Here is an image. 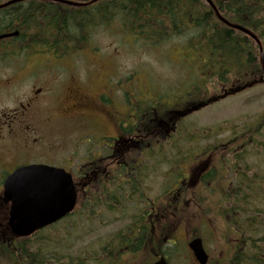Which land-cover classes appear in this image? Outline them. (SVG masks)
<instances>
[{
    "label": "trees",
    "instance_id": "obj_1",
    "mask_svg": "<svg viewBox=\"0 0 264 264\" xmlns=\"http://www.w3.org/2000/svg\"><path fill=\"white\" fill-rule=\"evenodd\" d=\"M6 1L0 0V4ZM66 1L87 3L91 0ZM210 1L215 10L204 0H98L85 6L28 0L0 9V34L18 32L17 37L0 42V51L24 59L39 54L60 59L86 48L97 31L111 29L149 48L177 43L172 48L177 51L186 74L192 73L194 78L186 100L176 104L137 102L135 107L139 115L149 116L153 106L161 119L172 121L176 130L169 136L167 145L178 153L184 137L191 138V142L198 141L197 128L193 132L189 130L193 125L186 123L185 118L193 107L212 102L213 98L206 95L208 82L214 81L220 87L231 85L230 92L234 94L264 78L254 41L225 26L218 16L251 31L264 49V0ZM262 129L264 114L231 140L209 145L197 155L206 158L208 167L206 175L196 177L197 185L211 190L209 186L213 187V181H217L220 196L214 207L227 220L225 231L227 234L236 231L244 241L241 243H246V247L240 244L241 252L238 256L233 254L228 264H264V174L252 171L247 162L248 148ZM181 190L186 192L185 187ZM42 231L27 239L10 234L5 238L0 236V256L8 264H83L73 257L67 261L56 256L44 257V247L29 246L33 237ZM163 236L171 238L164 226L160 229V244ZM160 253L167 255L162 248ZM118 254L116 260L103 255L101 264L106 261L122 264Z\"/></svg>",
    "mask_w": 264,
    "mask_h": 264
},
{
    "label": "rangeland",
    "instance_id": "obj_2",
    "mask_svg": "<svg viewBox=\"0 0 264 264\" xmlns=\"http://www.w3.org/2000/svg\"><path fill=\"white\" fill-rule=\"evenodd\" d=\"M173 44L177 43L171 42L157 48H149L111 29L97 31L86 48L72 56L60 59L39 54L28 56V61L25 62L22 56L15 57L13 60H9L12 57L6 59L5 55L0 56V113L13 107V99L16 98L17 102L23 93L40 88L43 92L50 91L56 79H64L63 82L69 89L77 87L76 81L80 80L93 98L101 90L104 82L109 89H116L114 96L117 100L127 98L128 103L131 104L137 102L181 103L190 93V83H193L194 78L192 73L186 74L177 51L172 48ZM58 69L61 72L69 71L70 73L64 77L56 72L59 71ZM15 73L16 79H19L13 85L8 79L13 80L11 77ZM23 73L25 76L20 75ZM182 82L187 84V87ZM230 86L220 87L216 82L210 81L206 85V95L221 97L230 89ZM116 104L119 111V102ZM112 105H114L113 100ZM132 106L128 104L127 115H132ZM52 107L55 108V105L53 104ZM263 114L264 82L192 112L186 119V123L193 125L189 128L191 131L195 130L194 127L197 128L195 134L198 141L190 142L189 137H184L181 141L182 149L191 147L192 164L187 171L191 174L200 173V170L206 171L205 160L197 156L195 158L199 159L194 161L195 158L193 159L192 156L196 152L199 155L204 146L209 145L208 142L215 140L219 141L216 144L227 142L242 130L252 127L257 118ZM33 117L36 121L35 129L39 131L30 133L29 142L32 148L22 154L20 147L16 144L13 153L7 149L6 152L2 150L3 155L0 153V160L2 158L6 160V165L0 163V179L3 172L10 171L8 164L13 162V156L14 161L20 156V163L50 164V161L58 160L61 162L71 154L75 136L79 130L83 129V125L69 126V122L64 119L44 122L45 117H53L51 113L35 112ZM33 140H36L35 144L32 143ZM248 152L250 154L247 162L251 165L252 171L264 174V129L253 137ZM162 155L163 160L170 157L167 152ZM179 155L182 158L185 153L182 155L181 151ZM172 161L176 160L172 159ZM165 171L166 167L160 169V173ZM194 181L195 178L192 182ZM163 182L166 180L160 178V192ZM214 190L215 192L209 197V195L206 196L208 190L201 191L196 184L190 182L193 197L185 203L183 214L172 217L170 221L174 228L176 245L175 243L166 245L167 250L163 249L164 252L169 253L167 257L171 264H194L186 248L188 241L194 236L203 240L210 257L209 264H228L229 259L235 254L236 233H229L227 239L223 240L226 234L224 229H228L227 224L218 217L216 209L211 212L214 208L213 203L219 196L217 187ZM199 199L205 200L202 207L207 211L202 218L197 209H186L192 204H198ZM7 213L8 206L3 205L0 193V233H5V236L9 232L8 229H4ZM99 224L98 220L89 218L81 211V208H78L68 219L33 237L29 246L44 247L42 251L43 255L45 254L44 257L56 256L61 261H67L73 257V260L79 259L85 264H101L98 258L103 260V255L99 254L104 250L97 248L91 250L90 243L110 240L117 233L119 224H113L111 221ZM84 258L87 260L84 261ZM143 259L147 257L139 256L133 261L130 260L128 264H138L137 262ZM0 264L8 263L4 257L0 256Z\"/></svg>",
    "mask_w": 264,
    "mask_h": 264
},
{
    "label": "flooded vegetation",
    "instance_id": "obj_3",
    "mask_svg": "<svg viewBox=\"0 0 264 264\" xmlns=\"http://www.w3.org/2000/svg\"><path fill=\"white\" fill-rule=\"evenodd\" d=\"M56 72L64 77L70 73ZM20 75L25 76V73ZM11 78L13 80L8 81L13 85L19 79H16V73ZM56 80L50 91L43 92L40 88L23 93L17 102L16 98L13 99V107L0 113V153L3 155L6 149L13 153L15 144L20 147L21 154L32 148L30 133L39 131L35 129V112L51 113L53 117H45L44 122L64 119L69 126L83 125L75 136L70 155L61 162L39 164L62 169L71 176L76 196L72 214L81 208L89 218L98 220L99 225L108 221L119 224L117 233L110 240L91 242V250L108 249L103 255L105 258L110 255L113 260L119 253L122 264L142 255L147 259L138 261V264L154 263L161 256L160 248H167L171 242L170 238L163 236L160 244L161 227L164 226L172 237L175 234L170 224L172 217L181 216L185 203L193 197L190 180L196 174L187 171L191 166L189 159L181 161L182 164L163 160L164 152L169 156L174 152L166 147V143H169L171 131L175 132L176 127L170 119H161L153 106L149 116L139 115L135 104L128 103L127 98L117 100L114 96L116 89H109L104 82L93 98L80 80L72 89L67 88L64 79ZM128 104L133 105L132 115H127ZM32 143L35 144L36 140ZM19 159L20 156L14 161L13 156V162L8 164L10 171L3 172L0 192L8 174L31 165L20 163ZM0 163L6 165V160L2 158ZM184 164L188 166L185 169ZM162 167H166V171L160 173ZM206 174L207 167L200 175ZM160 178L166 180L162 184V187L166 184L162 191H166L165 194L160 192ZM181 187H185V193ZM197 211L201 218L206 214L202 206ZM4 229H8L6 224ZM0 236L6 237L3 232ZM235 243V255L238 256L239 237ZM188 253L193 263L198 264L192 252ZM208 258L210 260L209 255ZM105 264L114 262L106 261Z\"/></svg>",
    "mask_w": 264,
    "mask_h": 264
},
{
    "label": "water",
    "instance_id": "obj_4",
    "mask_svg": "<svg viewBox=\"0 0 264 264\" xmlns=\"http://www.w3.org/2000/svg\"><path fill=\"white\" fill-rule=\"evenodd\" d=\"M24 1L27 0H9L1 4L0 9ZM94 1L97 0L92 2ZM205 1L212 5L209 0ZM235 28L252 36L242 28ZM17 35V32L2 34L0 41ZM261 59L264 69L262 56ZM2 201L4 204H9L7 226L11 233L17 238H27L71 213L76 196L71 177L63 170L45 165H30L18 168L6 177L3 183ZM188 247L199 264H206L207 255L200 239L192 240ZM153 264H167V262L161 257Z\"/></svg>",
    "mask_w": 264,
    "mask_h": 264
}]
</instances>
